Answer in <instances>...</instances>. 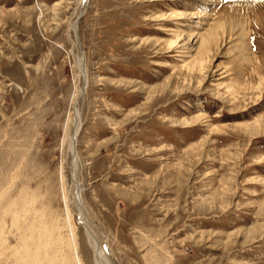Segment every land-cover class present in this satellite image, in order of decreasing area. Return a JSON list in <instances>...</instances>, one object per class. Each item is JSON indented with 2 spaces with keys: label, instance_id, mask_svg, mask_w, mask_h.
I'll list each match as a JSON object with an SVG mask.
<instances>
[{
  "label": "rangeland",
  "instance_id": "374dc122",
  "mask_svg": "<svg viewBox=\"0 0 264 264\" xmlns=\"http://www.w3.org/2000/svg\"><path fill=\"white\" fill-rule=\"evenodd\" d=\"M87 1L0 0V264H95L76 189L107 264H264V0Z\"/></svg>",
  "mask_w": 264,
  "mask_h": 264
},
{
  "label": "bare ground",
  "instance_id": "6f19581e",
  "mask_svg": "<svg viewBox=\"0 0 264 264\" xmlns=\"http://www.w3.org/2000/svg\"><path fill=\"white\" fill-rule=\"evenodd\" d=\"M88 1L87 0H83V5H88V3H87ZM204 16V15H203ZM75 29H76V23L74 22L73 24H72V30H73V32L75 31ZM213 29L211 28V31L209 32V31H205V33H203V34H201V35H198V39H199V47H200V49L203 51V52H206V48H209L210 47V45H214V43H216V39H217V37H216V35L215 36H212V31ZM220 31V30H219ZM217 33V32H216ZM219 35V34H218ZM171 45V48H173L174 46H175V43H173V44H170ZM210 49V48H209ZM205 50V51H204ZM208 50V49H207ZM208 52H209V50H208ZM202 53V52H201ZM207 53V52H206ZM204 54V53H203ZM199 55L200 54H198V60L197 59H195L194 60V63H193V65L195 64V66H192V67H190L191 69H189V70H195V68L197 69V70H199V71H201V70H203L204 69V67L202 68V66L203 65H201V64H203L204 62H202V56H201V58L199 57ZM206 56V55H205ZM200 58V59H199ZM206 60V59H205ZM196 61V62H195ZM85 71H83V77L86 79V75H85V73H84ZM77 98H78V95H74V98H73V100H72V105H74V104H76V100H77ZM75 107V106H74ZM75 116L76 117H78V111H76V109L74 108L73 109V118H75ZM76 119V118H75ZM74 119V122H75V131H74V135H73V137H72V140H71V142H70V150H71V152H72V154H73V167L75 166L74 164H75V159H76V154H75V148H74V146H73V138H75L76 137V135H77V131H78V127H79V124H78V121L76 122V120ZM78 120V119H77ZM74 202L76 203V205H77V207H78V222H81V223H83V224H85V222H84V219H83V213H82V201H81V192H80V190L78 189V191H75V194H74ZM92 235H93V233H91ZM88 235V237L90 238V239H92V243H93V245H92V248H93V253H94V261H95V264H103V263H106L107 264V259L105 258V255H104V253H103V251L101 250V248H99V245H98V243L97 242H95V238L93 239L92 237H91V235L90 234H87ZM46 246V245H45ZM75 259H76V264H81L80 263V261H79V259H78V257H77V255H76V257H75ZM74 262V261H73Z\"/></svg>",
  "mask_w": 264,
  "mask_h": 264
},
{
  "label": "water",
  "instance_id": "95a60500",
  "mask_svg": "<svg viewBox=\"0 0 264 264\" xmlns=\"http://www.w3.org/2000/svg\"><path fill=\"white\" fill-rule=\"evenodd\" d=\"M73 146H74V148H75V138H73ZM76 191H78V189H76ZM79 224L82 225V226L85 228V230L87 231V233L90 234L91 237L94 239L93 235H92L91 232L88 230V228L86 227V225L83 224V223H81V222H79Z\"/></svg>",
  "mask_w": 264,
  "mask_h": 264
}]
</instances>
